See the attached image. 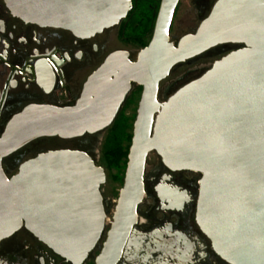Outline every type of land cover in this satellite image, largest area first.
<instances>
[{"label": "water", "instance_id": "obj_1", "mask_svg": "<svg viewBox=\"0 0 264 264\" xmlns=\"http://www.w3.org/2000/svg\"><path fill=\"white\" fill-rule=\"evenodd\" d=\"M24 22L90 37L116 26L130 0H3ZM178 0H163L150 43L137 57L115 53L95 72L72 108L29 106L0 137V240L24 228L72 264L100 240L106 216L102 168L78 151H56L22 163L7 179L2 160L40 137L72 139L106 129L130 83L142 88L122 187L95 264H116L143 197L147 154L166 168L199 173L196 222L228 264H264V0H216L196 32L169 42ZM231 51L199 78L158 103V84L177 64L217 46ZM113 78V79H111ZM129 242V241H128Z\"/></svg>", "mask_w": 264, "mask_h": 264}, {"label": "flooded vegetation", "instance_id": "obj_2", "mask_svg": "<svg viewBox=\"0 0 264 264\" xmlns=\"http://www.w3.org/2000/svg\"><path fill=\"white\" fill-rule=\"evenodd\" d=\"M130 1V10L116 26L90 37H76L63 29L24 22L0 0V137L9 121L29 106L72 108L82 95L103 94L86 89L91 76L109 56L125 53L130 63L137 62L139 53L152 39L163 0ZM215 3L216 0H178L169 27V42L176 46L182 37L194 34ZM240 48L242 45L217 46L175 65L158 84L157 102L165 103L181 87L203 75L210 65L199 64L202 59L220 58ZM171 76L173 80L166 82ZM141 92L140 86L130 83L115 119L103 131L66 140L40 137L1 162L5 177L10 179L22 163L38 155L78 151L90 156L105 171L106 181L100 191L107 226L81 264H95L112 222L118 198V194L114 198L112 185L119 184V190L122 187ZM113 146L125 153L119 182L115 181L110 149ZM95 147L99 149L98 158L93 152ZM200 178L194 171L169 170L154 152L147 154L143 197L135 211L129 242L116 264H228L213 251L196 222ZM0 264L72 263L21 228L0 240Z\"/></svg>", "mask_w": 264, "mask_h": 264}, {"label": "trees", "instance_id": "obj_3", "mask_svg": "<svg viewBox=\"0 0 264 264\" xmlns=\"http://www.w3.org/2000/svg\"><path fill=\"white\" fill-rule=\"evenodd\" d=\"M110 149H112L111 152H113V157H114V167L116 169V179L115 181L119 182L120 181V175L122 174V171H123V168H124V164H125V153L122 152V149L121 148H117L116 147H110ZM122 152V153H121ZM122 164V165H119V164Z\"/></svg>", "mask_w": 264, "mask_h": 264}, {"label": "rangeland", "instance_id": "obj_4", "mask_svg": "<svg viewBox=\"0 0 264 264\" xmlns=\"http://www.w3.org/2000/svg\"><path fill=\"white\" fill-rule=\"evenodd\" d=\"M176 24L177 23H175V29L178 28V26ZM220 57H222V56L220 55ZM218 59H219V57H215L214 59L208 60V61L202 59L201 63H199V64H202L203 66H206V65L209 64L211 66L212 63L215 62ZM172 80H173V76H171L166 82H169V81H172ZM93 152L95 153L94 154L95 157L98 158V155H99V149H98V147H95L94 150H93ZM112 186H113L112 192L115 195L114 198H116L117 197V194H118V190H119L120 185L119 184H113Z\"/></svg>", "mask_w": 264, "mask_h": 264}]
</instances>
